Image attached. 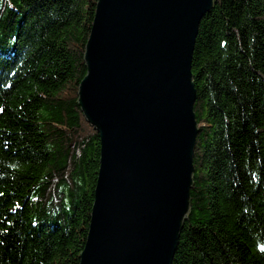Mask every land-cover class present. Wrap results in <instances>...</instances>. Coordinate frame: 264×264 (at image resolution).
Instances as JSON below:
<instances>
[{
    "label": "trees",
    "instance_id": "1",
    "mask_svg": "<svg viewBox=\"0 0 264 264\" xmlns=\"http://www.w3.org/2000/svg\"><path fill=\"white\" fill-rule=\"evenodd\" d=\"M97 0H0V264H79L99 138L77 106ZM191 72L190 213L172 264H264V0H217Z\"/></svg>",
    "mask_w": 264,
    "mask_h": 264
},
{
    "label": "water",
    "instance_id": "2",
    "mask_svg": "<svg viewBox=\"0 0 264 264\" xmlns=\"http://www.w3.org/2000/svg\"><path fill=\"white\" fill-rule=\"evenodd\" d=\"M217 0H97L77 106L99 138L79 264H172L199 126L192 55Z\"/></svg>",
    "mask_w": 264,
    "mask_h": 264
},
{
    "label": "rangeland",
    "instance_id": "3",
    "mask_svg": "<svg viewBox=\"0 0 264 264\" xmlns=\"http://www.w3.org/2000/svg\"><path fill=\"white\" fill-rule=\"evenodd\" d=\"M89 223H90V219H89ZM89 225V224H88ZM88 228H89V226H88ZM87 234H88V230H87ZM87 234H86V238H87ZM86 242V241H85ZM84 246H85V244H84ZM84 249V248H83ZM83 251V250H82ZM80 257V256H79Z\"/></svg>",
    "mask_w": 264,
    "mask_h": 264
},
{
    "label": "bare ground",
    "instance_id": "4",
    "mask_svg": "<svg viewBox=\"0 0 264 264\" xmlns=\"http://www.w3.org/2000/svg\"><path fill=\"white\" fill-rule=\"evenodd\" d=\"M199 126V125H198ZM199 128H200V126H199ZM198 133H199V131H198ZM198 135V134H197ZM99 168V167H98ZM95 186H96V183H95ZM94 197V196H93Z\"/></svg>",
    "mask_w": 264,
    "mask_h": 264
},
{
    "label": "snow or ice",
    "instance_id": "5",
    "mask_svg": "<svg viewBox=\"0 0 264 264\" xmlns=\"http://www.w3.org/2000/svg\"><path fill=\"white\" fill-rule=\"evenodd\" d=\"M262 250H264V248H262Z\"/></svg>",
    "mask_w": 264,
    "mask_h": 264
}]
</instances>
